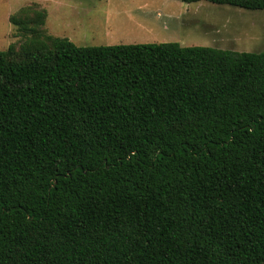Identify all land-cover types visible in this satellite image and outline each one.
Listing matches in <instances>:
<instances>
[{"label": "trees", "instance_id": "16d2710c", "mask_svg": "<svg viewBox=\"0 0 264 264\" xmlns=\"http://www.w3.org/2000/svg\"><path fill=\"white\" fill-rule=\"evenodd\" d=\"M45 20L0 50V264H264V51Z\"/></svg>", "mask_w": 264, "mask_h": 264}, {"label": "rangeland", "instance_id": "374dc122", "mask_svg": "<svg viewBox=\"0 0 264 264\" xmlns=\"http://www.w3.org/2000/svg\"><path fill=\"white\" fill-rule=\"evenodd\" d=\"M39 11L46 12L39 37H65L78 46L179 42L264 51V9L204 0H0V50L30 45Z\"/></svg>", "mask_w": 264, "mask_h": 264}]
</instances>
